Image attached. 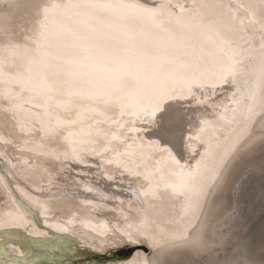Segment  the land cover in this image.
Returning a JSON list of instances; mask_svg holds the SVG:
<instances>
[{"label":"snow or ice","instance_id":"obj_1","mask_svg":"<svg viewBox=\"0 0 264 264\" xmlns=\"http://www.w3.org/2000/svg\"><path fill=\"white\" fill-rule=\"evenodd\" d=\"M246 195L264 205V0H0V264H264Z\"/></svg>","mask_w":264,"mask_h":264},{"label":"rangeland","instance_id":"obj_2","mask_svg":"<svg viewBox=\"0 0 264 264\" xmlns=\"http://www.w3.org/2000/svg\"><path fill=\"white\" fill-rule=\"evenodd\" d=\"M233 200L235 203L237 197L234 196ZM238 203L239 207L245 211L248 217H250L251 231L249 233V238L259 245L262 237H264V205H262L258 199L253 202L248 195L240 197ZM258 255L259 254L257 253V257ZM76 259L82 260L83 264H89L94 261L93 258L86 259L82 254L74 258V260Z\"/></svg>","mask_w":264,"mask_h":264},{"label":"bare ground","instance_id":"obj_3","mask_svg":"<svg viewBox=\"0 0 264 264\" xmlns=\"http://www.w3.org/2000/svg\"><path fill=\"white\" fill-rule=\"evenodd\" d=\"M256 150L257 151L259 150V146H257ZM245 155H247V151L244 154H242V156L238 159V161H237V165L238 166L243 162V157ZM46 183L47 182L45 181V184ZM112 190H114V189H110V191H112ZM257 199H258V197H257ZM109 218L110 217H109V215L107 213L99 214V215H96V214L89 215L87 213H84L80 217V220L83 221V222H87V223L91 224L92 226H99L103 221H105V220H107ZM76 226H77L78 229H80L82 231H90L91 230L90 228L85 227L84 223H79L78 222ZM221 226L222 225L217 224L214 227L216 229H219V228H221ZM215 247H216V245H215L213 239L210 237L209 249L210 250H214ZM81 250H89V251H92V252H97L99 254H103L102 252L94 251L92 249L73 246V249L71 251L66 252L62 257L60 255H55L54 258L58 259V260L62 258L66 262V264H79V263H77L76 261H73V260H74L75 257H77L78 255L81 254L80 253ZM221 251H222V249H221ZM76 260H78V259H76ZM89 264H97V263L96 262H90ZM110 264H116V262L115 263H110Z\"/></svg>","mask_w":264,"mask_h":264},{"label":"water","instance_id":"obj_4","mask_svg":"<svg viewBox=\"0 0 264 264\" xmlns=\"http://www.w3.org/2000/svg\"><path fill=\"white\" fill-rule=\"evenodd\" d=\"M80 253L85 256L86 259L93 258V262L97 264H110L119 261L122 258L123 253L115 252V253H103L99 254L97 252H92L89 250H81ZM79 264H83L82 260H73Z\"/></svg>","mask_w":264,"mask_h":264}]
</instances>
